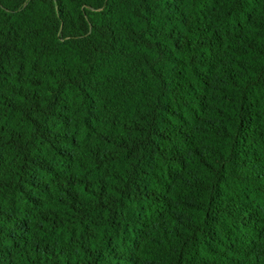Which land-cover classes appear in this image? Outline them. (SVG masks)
<instances>
[{"label": "trees", "instance_id": "1", "mask_svg": "<svg viewBox=\"0 0 264 264\" xmlns=\"http://www.w3.org/2000/svg\"><path fill=\"white\" fill-rule=\"evenodd\" d=\"M0 264H264V0H0Z\"/></svg>", "mask_w": 264, "mask_h": 264}]
</instances>
